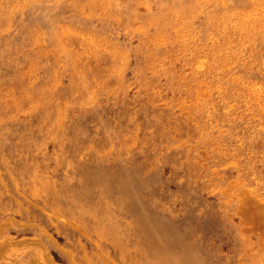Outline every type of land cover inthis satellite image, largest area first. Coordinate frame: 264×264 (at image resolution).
I'll return each mask as SVG.
<instances>
[{"label": "rangeland", "instance_id": "rangeland-1", "mask_svg": "<svg viewBox=\"0 0 264 264\" xmlns=\"http://www.w3.org/2000/svg\"><path fill=\"white\" fill-rule=\"evenodd\" d=\"M0 264H264V0H0Z\"/></svg>", "mask_w": 264, "mask_h": 264}, {"label": "bare ground", "instance_id": "bare-ground-1", "mask_svg": "<svg viewBox=\"0 0 264 264\" xmlns=\"http://www.w3.org/2000/svg\"><path fill=\"white\" fill-rule=\"evenodd\" d=\"M85 165L84 164H82V167H84ZM104 173V172H103ZM107 173V172H106ZM109 176V173H108V175H107V177ZM109 177H111V176H109ZM120 181V180H119ZM118 181V182H119ZM115 182V181H114ZM112 185H114L113 183H112ZM116 185V187H118V185L117 184H115ZM155 234V233H154ZM157 235H158V233H156ZM155 234V235H156ZM177 247H180V245H176ZM164 248V250H168L169 249V247H167V246H165V247H163ZM182 250V249H181Z\"/></svg>", "mask_w": 264, "mask_h": 264}]
</instances>
